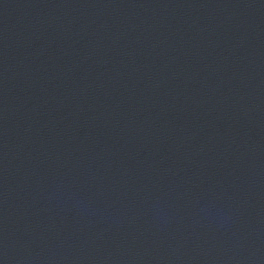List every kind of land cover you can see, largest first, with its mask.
Segmentation results:
<instances>
[{
    "label": "water",
    "instance_id": "obj_1",
    "mask_svg": "<svg viewBox=\"0 0 264 264\" xmlns=\"http://www.w3.org/2000/svg\"><path fill=\"white\" fill-rule=\"evenodd\" d=\"M0 264H264V0H0Z\"/></svg>",
    "mask_w": 264,
    "mask_h": 264
}]
</instances>
